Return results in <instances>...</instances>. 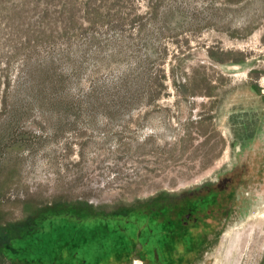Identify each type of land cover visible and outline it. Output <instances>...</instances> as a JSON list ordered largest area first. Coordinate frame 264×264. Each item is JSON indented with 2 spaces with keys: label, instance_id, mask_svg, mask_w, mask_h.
<instances>
[{
  "label": "rangeland",
  "instance_id": "obj_1",
  "mask_svg": "<svg viewBox=\"0 0 264 264\" xmlns=\"http://www.w3.org/2000/svg\"><path fill=\"white\" fill-rule=\"evenodd\" d=\"M85 1L77 0L78 27L67 29L60 14L70 0H0V135L13 119L10 147H18L16 164L6 161L19 171L10 203L32 197L43 207L111 212L167 195L185 213L191 199L201 202L207 225L198 224L188 234L194 242L182 248L203 251L172 253L173 264H264V0H134L146 30L115 28L111 18L95 45H87ZM84 52L75 74L70 58ZM138 64L163 77L155 102L125 108L102 97L86 102L88 112L76 120L41 107V90L52 95V74L66 101L94 84L113 89ZM53 130L63 134L41 144L29 139ZM8 213L24 221L20 203ZM101 238L111 247L132 244L123 264H154L148 251L130 257L132 238Z\"/></svg>",
  "mask_w": 264,
  "mask_h": 264
},
{
  "label": "trees",
  "instance_id": "obj_2",
  "mask_svg": "<svg viewBox=\"0 0 264 264\" xmlns=\"http://www.w3.org/2000/svg\"><path fill=\"white\" fill-rule=\"evenodd\" d=\"M162 1L153 5L154 11H151V16L154 18L157 17L158 6H161ZM122 3L125 9L120 6ZM133 3L134 0H86L83 15L91 28L87 45H95L99 42L97 29L104 26V23L111 18L117 19L115 28L138 24L140 32L143 33L147 28L143 20L147 16L137 14L132 8ZM70 4L68 2V6L60 16L70 24L67 29H76L79 25V4L77 0H70ZM144 35L147 37L150 33ZM85 58L86 52L80 57L70 58L71 70L75 74H81ZM142 66L138 64L137 68L117 79L113 89H106L108 85L94 84L87 95L79 98L70 95L66 101L63 96L58 95L59 81L54 79L55 74H52L49 77L52 95L49 97L44 90H41V107L46 111L60 112L62 115L65 112V116L71 115L72 119L76 120L85 111L88 112L84 106L86 102L98 103L102 97L104 99L100 102L104 105L118 102L125 108L155 102L161 94L163 77L160 74L151 76ZM34 70H29L25 79L29 85ZM195 80L196 78L193 77L189 85ZM107 96L112 99L110 102L105 100ZM12 110L8 115L13 118L17 109ZM12 123L13 119H10L8 127L10 131L0 135V264H123L127 262L124 254L130 249L128 245L132 244L124 240L126 243L120 242L119 245L117 242L116 246L111 247L109 246L111 242L101 238L106 232L113 234V241L117 235L132 238L134 246L130 257L133 258L135 252L140 256L138 251L142 253L148 251L154 264H173L172 253L180 255L181 252L188 250L194 255L198 250L203 251V248L193 249L195 244L189 246V243L194 241L188 234L192 233L198 224L207 225V220L202 219L207 215L200 207L201 202L192 203L191 199H189L191 204L185 213L182 207L177 210L169 206L166 201L167 195L159 196L151 202L136 207L119 208L111 212L96 211L86 204L77 203L55 202L49 207H43L41 202L32 197L13 200L10 203L12 200L7 196L19 176L14 164H6V161L15 163L11 154L12 150L18 148L10 147L13 141L9 137L13 132ZM62 134L53 130L48 134V138L31 136L29 139L38 140L41 144L45 141L57 140ZM19 203L22 206L24 221L13 222L8 219V207L10 204ZM185 241L189 243L187 242L188 245L182 248ZM119 254L120 257H116Z\"/></svg>",
  "mask_w": 264,
  "mask_h": 264
},
{
  "label": "flooded vegetation",
  "instance_id": "obj_3",
  "mask_svg": "<svg viewBox=\"0 0 264 264\" xmlns=\"http://www.w3.org/2000/svg\"><path fill=\"white\" fill-rule=\"evenodd\" d=\"M254 88V87H253ZM255 89H256V87H255Z\"/></svg>",
  "mask_w": 264,
  "mask_h": 264
},
{
  "label": "bare ground",
  "instance_id": "obj_4",
  "mask_svg": "<svg viewBox=\"0 0 264 264\" xmlns=\"http://www.w3.org/2000/svg\"><path fill=\"white\" fill-rule=\"evenodd\" d=\"M241 238V237H240Z\"/></svg>",
  "mask_w": 264,
  "mask_h": 264
}]
</instances>
